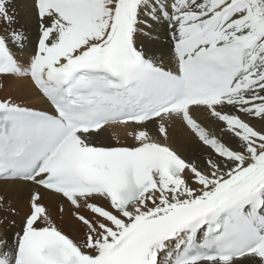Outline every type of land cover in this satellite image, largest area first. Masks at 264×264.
<instances>
[{"label":"snow or ice","instance_id":"obj_1","mask_svg":"<svg viewBox=\"0 0 264 264\" xmlns=\"http://www.w3.org/2000/svg\"><path fill=\"white\" fill-rule=\"evenodd\" d=\"M31 7L38 35L23 58L14 0H0V88L27 81L51 110L0 98V180L33 186L0 264H264V0ZM158 26L170 67L137 45ZM177 124L201 157L173 148ZM108 126L130 143H95ZM45 196L80 239L57 227ZM5 208L16 214L0 197Z\"/></svg>","mask_w":264,"mask_h":264},{"label":"bare ground","instance_id":"obj_2","mask_svg":"<svg viewBox=\"0 0 264 264\" xmlns=\"http://www.w3.org/2000/svg\"><path fill=\"white\" fill-rule=\"evenodd\" d=\"M14 5L18 15L17 27L24 33L26 31V35H29L28 41L25 43L26 51L23 54L18 52L17 55H22L23 58H26L33 51L36 44L38 35L37 19L31 7V0H14ZM166 40L168 41V36L164 27L158 26L154 30L152 38L139 36L137 45L138 47H143L148 56L155 58L158 62L162 61L165 67H170L172 66L170 62L171 51L166 44ZM2 83L4 86L0 88V98L11 97L13 100L21 102L28 107L50 111L48 103L37 97L27 81L3 80ZM197 117L207 123L200 114H197ZM217 134H220L219 129ZM117 138L121 144L130 143V138L125 135V130L119 126L106 127L99 137L94 138V142L106 146L113 145L116 143ZM223 138L226 143L235 147L234 139H230L228 135H224ZM170 143L186 159L199 158L205 152V149L195 136L179 124L175 125L171 130ZM32 190L33 186L30 182L0 180V197H3L7 205L16 211V214L13 215L7 208L0 210V252L14 247L16 234L21 230ZM45 203L54 210L53 216L58 228L74 239H80L83 236L82 226L74 220L70 211H66L63 219H61L56 215L55 201L45 196ZM82 214L88 215L87 211Z\"/></svg>","mask_w":264,"mask_h":264},{"label":"rangeland","instance_id":"obj_3","mask_svg":"<svg viewBox=\"0 0 264 264\" xmlns=\"http://www.w3.org/2000/svg\"><path fill=\"white\" fill-rule=\"evenodd\" d=\"M24 34L26 35V31H25ZM28 36H29V35H26L27 39H26L25 43L28 41ZM166 44H167L168 47H170V46H169L170 43L168 44V41H167V40H166ZM11 225H12V224H11Z\"/></svg>","mask_w":264,"mask_h":264}]
</instances>
